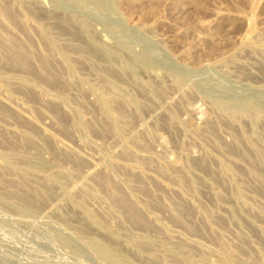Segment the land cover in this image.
<instances>
[{
	"label": "rangeland",
	"instance_id": "obj_1",
	"mask_svg": "<svg viewBox=\"0 0 264 264\" xmlns=\"http://www.w3.org/2000/svg\"><path fill=\"white\" fill-rule=\"evenodd\" d=\"M0 264H264V0H0Z\"/></svg>",
	"mask_w": 264,
	"mask_h": 264
}]
</instances>
